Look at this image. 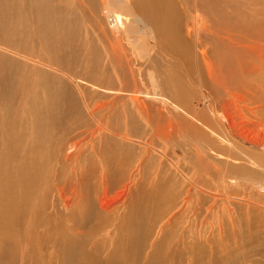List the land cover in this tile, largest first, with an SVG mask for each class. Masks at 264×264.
<instances>
[{
    "label": "bare ground",
    "instance_id": "obj_1",
    "mask_svg": "<svg viewBox=\"0 0 264 264\" xmlns=\"http://www.w3.org/2000/svg\"><path fill=\"white\" fill-rule=\"evenodd\" d=\"M176 1L100 0V8L104 4L101 9L103 18L112 33L118 29L123 30L129 36L130 43L141 50V56L148 60L150 51L156 47L161 51L158 55L164 58L160 59V64L168 63L161 65L158 70L153 68L156 74L152 69L145 68L151 82L149 98L157 94L160 97L158 102L164 107L171 108L182 103L185 105L190 97L189 89L183 90L177 81L179 75L173 71L176 68L184 71L186 67L193 65L195 70L191 71L197 74L200 72V76H196L198 81L200 78L204 80L201 82L204 86L199 87L200 91L207 94L205 97H218L222 100L223 104L219 106L220 116L229 115L231 105L235 106L232 99L244 101L247 97L250 100H259L258 97L264 95V17L260 15H264V0H182L187 10L178 9ZM99 5L98 0H0V237L3 239L0 240V264H52L46 260L45 251L38 250L35 253L32 249L37 245L34 243L37 241L34 238L37 236L34 227L41 216L42 222L45 223V245L54 249L58 264H156V259L162 264L167 258L176 260L180 255L177 254L178 245L172 248L174 246L168 242L162 245L159 241V244L149 241L154 225L165 211L176 207L180 193L179 189L173 188L170 191L172 187L168 180L160 174H157L152 183L157 181L151 193L147 194L139 189L143 201L140 199L142 202L134 216H126L130 219V235L126 226L114 225L112 230L116 237L113 242L108 241V236L95 239L105 228L109 229L108 216L112 200L106 195L112 185L110 180L114 183L119 178L118 182L116 181L119 183L125 178H132L130 167L133 166L134 154L128 147L130 142L125 141V136H120L122 142L119 141L120 137H113L111 132L113 126V129L118 131L124 123L126 125V121L120 119V113L123 112H120L121 108L111 106L114 100H108L89 105L90 114L85 115L83 108L89 100L77 98V94L68 88L63 80L45 72V67L42 69L43 67L34 65L36 61L62 71L79 64L80 68L85 63L97 64L95 60L98 62L100 55L96 46L89 47L88 54L78 52V47L84 46L79 22L82 18L94 22V9H98ZM132 9L136 10L146 23L136 20ZM115 11L119 18L111 15ZM159 37L165 39L160 44ZM79 39L81 42H76ZM40 51L42 53H39ZM168 53L177 55L173 67L170 61L168 62L169 57L166 58ZM26 56L34 60V63L29 62ZM202 72H206V79ZM257 75L262 77L257 84L245 81L242 85L241 81ZM91 76L93 75H83L80 78L89 82ZM100 78L102 79V76H98L96 80ZM242 90L245 95H242ZM104 109L107 113L100 114ZM206 109L208 110L207 107ZM236 109L235 107L233 111ZM24 111L33 116L30 122L32 128L27 131L22 126L29 125V119L17 114ZM202 112L200 109L199 115ZM208 118H205L208 124L221 128L214 120L216 117H212L214 121ZM226 122L230 131L237 129L233 121ZM16 123H19L18 129H14ZM146 123L151 122L147 120ZM171 127L168 117H160L154 131L161 135L166 131L164 128ZM40 128L42 130L39 131ZM84 128H88L89 137H81L83 133L70 135L72 132L79 133V130ZM130 129L132 134L137 132L132 125ZM192 131L196 136L197 132H200L198 138L202 141L193 142V145L199 144V147L195 146L197 149L191 162L196 174V184L199 185L198 175L202 173L205 177L209 168V165L204 163V158L212 159H208L205 149L202 148L204 139L210 140L211 143H217L218 139L203 133L196 126ZM98 137V146L101 147L96 149ZM241 139L248 140L240 137V141ZM88 143L89 151L85 152ZM79 157L82 164H71ZM256 160L264 163V158L260 156ZM97 162L106 168L100 176L101 194H96L95 185H90L91 179L95 178ZM215 162L222 163L219 165L225 169L229 166H225L223 161L217 158ZM52 163L56 164L57 168L51 165ZM111 163L120 164L111 171L108 167ZM204 164L206 166L202 168ZM136 167L140 173L141 165L136 164ZM229 168L237 171L243 169L241 166ZM68 170H75L76 173L69 176ZM216 171L220 173L218 169ZM217 172L214 175L216 177ZM199 178L201 187L210 182L203 180L202 175ZM39 184L45 185V194H36ZM121 188L122 190L115 194L114 201L122 197L126 185ZM51 193L54 198L49 201ZM36 198H39L38 202ZM93 199L97 203H94ZM88 203L90 206L85 210H93L86 215L82 209ZM94 204L98 208H94ZM43 208L45 214H42ZM27 214H34L27 224L32 228L22 238L19 235V226L21 219ZM7 233H10L9 236ZM41 240L43 241L44 237H41ZM21 241L24 243L22 245L30 246V249L24 251L20 258L18 247L21 246ZM191 245H182V249L192 251L194 245L198 244ZM199 246L202 247L201 244L197 247ZM108 247L110 250L106 253ZM148 248L150 251L147 253Z\"/></svg>",
    "mask_w": 264,
    "mask_h": 264
},
{
    "label": "rangeland",
    "instance_id": "obj_2",
    "mask_svg": "<svg viewBox=\"0 0 264 264\" xmlns=\"http://www.w3.org/2000/svg\"><path fill=\"white\" fill-rule=\"evenodd\" d=\"M102 1L104 2V0ZM100 3V0H98V5ZM176 3L179 5L178 9L182 8L183 10H187L182 0H177ZM103 6L100 8L99 5L98 9H94L96 14L94 22H91V20L87 18H82L79 22L83 32L82 38L85 47H78V52L80 51L81 54H88V49L96 46V49L99 51L98 54L100 55L98 62L95 60L97 64L91 65L85 63L86 65L83 64L82 68H80L81 65L79 64L72 68L68 67L70 69L67 70L61 69L62 71H57L54 67L52 69L51 66L43 65L39 62L36 63V61L34 63V60L26 56L29 62L41 66L39 68L43 67L42 69L45 67V72L47 71L49 74L63 80L66 86L68 85L67 87L77 94V98L89 100L90 102L86 101L87 106H83V112L87 113H85V115L89 116L90 106L93 105V103H101L108 100H114L111 106L115 105L116 108L118 107L117 109L121 108L120 112H123V114L120 113V119L126 121V125L124 123L125 127L123 126L117 131L113 129V126L111 132H113V137L119 138L120 136H125L127 137L125 141L130 142L129 144H125H128L129 149L134 154L133 166L130 167L132 178H125L123 181H119V183H117L119 178H117V182L114 181V183L113 180H110V185H112L109 187L106 195L108 199L112 200H110L112 206L110 207L108 216L109 229L105 228L95 239L107 238L108 236V241L113 242L116 237V234L112 230L114 225L126 226L130 235V229L128 228L130 219H127L126 216L127 214H133V216L136 214L140 202L143 201L141 191L147 194L151 193L157 181L155 184L152 183L157 178V174H160L162 177L165 176L168 180V184L172 187L170 191L174 188L177 190L179 189L178 192H180L176 207L165 211L163 214L164 216L162 215L159 221L154 225L152 233L149 235V241H153L152 243L154 244L159 241V243L165 245V242H168V244L174 246L172 248L178 245L177 250H179V252H176L177 254L180 253V255L177 256L179 258L176 257V260L167 258V260H165L166 262L162 261V264H167V262L175 264H264V163L256 160L259 156L260 158H264V95L258 97L259 100L255 98H251L252 100H250L247 97H245L244 101H239L237 98H235L236 101L232 99L233 105L235 106L231 105V110L228 111L229 115H227L229 118L226 115L220 116L219 106L223 104L222 100L218 97H205L207 94L202 93L199 88L200 85L204 86L201 84L204 80L200 78V81H198L196 76L198 74L200 76V72L198 71V74L197 72L195 73V71L192 72L191 70L195 69H193V65H190V68L186 67L184 71L180 68H176L173 71L174 74L179 75L177 81L182 86L183 90L189 89L190 97L187 96V98L189 97L187 99L188 102L185 103V105L184 103L180 104L181 106L174 105V107L172 106L171 108L169 106V108L164 107L163 104L158 102L160 97L156 93L157 97L153 95L149 98L148 93L151 90V82L147 77L148 72L146 71V69L149 68L158 70L161 65H168V63L160 64V59H164L161 55H158L161 54V51L155 47V49L153 48V50L150 51L151 56L149 60L142 57L141 50L130 43L129 36L125 34L123 30L116 28L118 30L115 29L116 31L113 33L110 31L101 12ZM132 10L134 11L133 15H135L134 18L136 20L145 22L136 10ZM185 14H187L186 11ZM111 15H115L118 18L120 17L116 11ZM260 15L264 17V15ZM164 40L162 37H159L158 44ZM76 42L81 41L79 39ZM39 53H42V51ZM152 57L154 58L153 60ZM166 58L169 59L167 60L168 62L170 61L169 63L173 67L177 55L168 53ZM153 72L156 74V71L153 70ZM91 74L93 76H91L90 80L88 79L89 82L83 81L80 78L83 77V75L88 76ZM202 75L206 79V72H202ZM98 76H102V79H99L100 81L96 80ZM260 79H262L261 75H257V77L253 76L249 79H242L244 82H241L242 85H244L245 81L251 83L255 82L257 84ZM206 90L208 92V89ZM242 95H245L243 90ZM172 97L174 98V96ZM153 98H157V101ZM182 99L184 100L185 96H183ZM235 107L237 109L233 111ZM200 109H202L203 112L199 115ZM254 111L256 112L255 114L253 113ZM105 113H107V111L104 109L101 110L100 114ZM17 114L23 115L24 117L27 116L26 118L29 119V125L22 127L26 131L30 130V122L33 116L27 111L23 113L17 112ZM160 117H168L172 127L164 128L166 131L158 135L157 132L155 133L154 128ZM206 117L212 120L216 117L217 119L214 118V120L218 122L219 126L221 125V128L218 129L213 124H208L205 120ZM156 118L158 121H156ZM227 119L233 121V124L235 123L234 125L237 128L235 129L236 131H230L228 129ZM147 120L152 123H149L152 127L146 123ZM261 120L263 124L260 123ZM202 121L204 122L202 123ZM241 121L244 123L241 124ZM131 125L137 129V132L132 134L130 129ZM195 126L215 140L218 139L217 143H211L209 142L210 140L204 139L205 144L204 146L202 145V148L205 149L209 157L208 159L212 158L211 160L204 158V163H206V165L208 164L209 166H207L209 168L205 177L201 173L202 179L205 181L210 180L209 184L204 187L200 185L202 184L199 178L201 177L200 174L197 177L198 183L200 182V184H196L195 172L191 163L193 160V153H195L197 149L195 146L197 145L199 147V144L193 145V142L199 143V141H201L199 139L200 132H197L196 136L192 131ZM14 127V129H18L20 127L19 123H16ZM87 129L88 128L80 129L79 133L72 132L70 135L73 136L74 134L83 133L81 137L85 135L89 137V131H87ZM40 130H42V128H40L39 131ZM234 136H236V138ZM240 137L246 140L248 139L249 141H244L242 139L240 141ZM121 139L120 137L119 141L122 142ZM113 141L115 143V139ZM89 143L84 149L85 152L89 151ZM96 144V149L97 147H101L98 146L99 137L98 143ZM220 149L222 150L219 151ZM216 158L223 161L225 166H229L225 169L219 165L222 163L215 164ZM152 163H154V165H152ZM162 163L163 165H161ZM71 164H82L81 157L77 158L76 161H72ZM119 164L116 165V163H111L108 167L112 171L114 168L119 167ZM136 164L141 165L140 173L137 172L139 168L136 167ZM51 165L57 168L56 164L52 163ZM150 165H152L151 168H149ZM206 165H202V168ZM232 166H241L243 169L237 171L229 168ZM105 169L104 165L99 162L95 165V178L91 179L90 185L93 187L95 185L96 194H101L100 176ZM217 169L220 173L216 171ZM71 172V170L67 171L69 176H73L76 173L75 170ZM216 172L218 175L217 177L214 176ZM143 181H146L148 185L143 183ZM141 182L143 184L140 185ZM115 183H117V185ZM124 185H126V188H124V190H126L122 194V197L114 201L115 194L122 190L120 187ZM148 186H151V188ZM97 187H99V189ZM45 193V185L39 184L36 194ZM197 195H199V197ZM53 198L54 196L51 193L48 200L51 201ZM35 200L38 202L39 198ZM93 202L97 203L94 199ZM90 203L82 209V212L86 215L93 210H85L90 206ZM94 208H98V206L94 204ZM43 213L45 214V208L42 209V214ZM33 216L34 214H27L21 219L19 235L22 238L24 234H28L29 229L32 228L28 227L27 224L31 221L29 218ZM41 219L42 216L34 227L37 235L34 236V238L37 239L34 243L37 245L32 249L35 253L38 250L45 251L46 260L50 261L52 264H58V258L54 249L49 245H47V247L45 245V236H43L45 235V223L44 221L42 222ZM140 225H142V223H140ZM172 229L175 232H173ZM7 234L9 236L10 233ZM12 237L15 238L14 235H12ZM41 237H44L43 241ZM169 239H172V241H169ZM0 240L3 239L0 237ZM39 240L40 243H38ZM20 243L21 246L18 247V252L21 258L24 251H29L30 246L22 245L24 244L22 241ZM193 243H197L198 245L201 244L202 247L199 246V248L197 247L198 245H194L192 251L182 249V245L183 247L188 244L192 246L191 244ZM109 250L110 248L108 247L105 252L108 253ZM149 251L150 248L147 249V253ZM156 260V264H160L159 259ZM208 260H210V263H207Z\"/></svg>",
    "mask_w": 264,
    "mask_h": 264
}]
</instances>
